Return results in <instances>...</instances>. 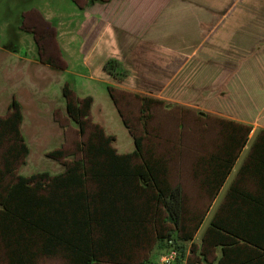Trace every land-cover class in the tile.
Listing matches in <instances>:
<instances>
[{"label": "trees", "instance_id": "trees-1", "mask_svg": "<svg viewBox=\"0 0 264 264\" xmlns=\"http://www.w3.org/2000/svg\"><path fill=\"white\" fill-rule=\"evenodd\" d=\"M105 69L119 79L129 73L115 58L106 61ZM115 90L108 86L116 104ZM74 93L67 83V114L80 136L93 129L87 140L77 143L82 157L57 174L17 173L30 152L21 129L20 102L13 99L9 115H0V264H37L43 256H60L70 264H138L142 251L154 244L169 249L170 241L178 251L176 261L186 257L187 264H264V129L198 245L195 237L205 215L187 216V197L183 185L171 181L168 159L146 149L144 137L134 132L135 149L120 153L116 136L91 122L94 97L77 98ZM160 103L164 101L142 97L144 128L153 117L152 105ZM251 130L248 124L222 118V141L195 169L212 199ZM48 155L58 159L65 151L59 148ZM252 177L254 190L247 186ZM191 252L198 259L189 261Z\"/></svg>", "mask_w": 264, "mask_h": 264}, {"label": "crops", "instance_id": "crops-1", "mask_svg": "<svg viewBox=\"0 0 264 264\" xmlns=\"http://www.w3.org/2000/svg\"><path fill=\"white\" fill-rule=\"evenodd\" d=\"M0 2L4 5L2 14L9 16L3 21L5 27H0V42H6L8 37H19L21 40L32 35L35 37L36 30L45 29L44 23H47L52 29V39L57 44V51H51L49 55L63 63L59 81L74 77L79 80V84L90 86L83 96H93L95 105L97 91H100L97 87L99 83H110L111 78H114L105 69V63L115 58L131 72L124 81L112 82L111 86L117 89L139 91L137 86L140 78L145 77L160 87L157 91L149 90L144 97L173 99L191 110L199 109L202 103L203 113L220 115L250 125L252 130L249 139L215 199L203 188V176L197 174L195 169L201 157L212 153L217 145L215 149H209V142L201 144L193 141L192 147L186 145L188 151L178 156V174L181 179L176 183L183 185L187 198L194 197L197 200L195 204L201 203L207 208L203 213L204 221L213 209L220 207L229 186L238 177L240 159L244 158L242 164L248 159L257 133L264 129V115L259 117L257 111L259 90L255 89L251 96L248 92L253 90L249 86L258 80L248 83V80L241 78V71L252 68L251 61L253 65H259V54H264V50L259 51V42L264 43V12L262 14L259 9L248 8L246 0ZM240 5H244V8L238 9ZM241 9V14H234ZM45 37L48 38V34ZM3 46L0 44V52H7ZM224 46L230 49L232 55L238 56L232 58L228 55V58H223L226 68L234 71L223 81L222 89L218 90L215 88L216 83L209 84V80L200 79L197 75L202 66L214 68L218 63L214 54L217 55ZM21 49L20 52L8 51L14 55L8 59L19 57L28 60L29 47ZM38 53L43 55L44 48H39ZM145 70L148 72L144 73ZM151 70L157 73H151ZM170 85L175 86V97L168 91ZM222 100L228 105L227 108L217 106ZM254 180L252 177L251 181ZM255 188L254 185L249 189Z\"/></svg>", "mask_w": 264, "mask_h": 264}, {"label": "rangeland", "instance_id": "rangeland-1", "mask_svg": "<svg viewBox=\"0 0 264 264\" xmlns=\"http://www.w3.org/2000/svg\"><path fill=\"white\" fill-rule=\"evenodd\" d=\"M248 8L259 9V13L264 12V0H246ZM246 3V4H247ZM1 4V2H0ZM0 27H5L3 21L8 19L3 13L4 5H0ZM244 5L237 7L238 9ZM235 11L234 14H241L243 10ZM2 17V18H1ZM5 19V20H4ZM2 24V25H1ZM45 29L36 30V36L21 38H6V42H0L8 51H22V47H29L27 59H8L9 56H14L5 51L0 52V115L8 116L10 113L9 105L16 99L22 106L24 120L21 125L22 133L25 142L29 146L30 152L18 166L17 173L23 175H31L37 172L48 171L51 174H57L65 170V164L73 159L82 157V153L77 150V143L81 140H87L89 133L92 131L90 127L85 136H80L75 122L69 117L66 111L67 100L63 95V88L68 83L74 89V96L83 98L87 94L88 85L79 84V80L66 78L63 82L59 81L63 63H59L57 59H52L49 52L57 51L56 41L52 39V29L47 23H44ZM47 32V33H46ZM10 34V30L8 31ZM48 34V38L45 37ZM261 38H259L260 40ZM39 48H44L43 55L38 53ZM48 50H47V49ZM35 50V53L33 52ZM264 50V43L259 42V51ZM48 51V54L46 53ZM222 54V55H221ZM228 55L237 58V54L232 55L230 49L223 47V50L214 54L215 61L218 62L212 67H201L198 70V78L209 80V84L216 83V89H222L223 81L232 73V69L226 68L227 65L222 61L223 58H228ZM259 65H253L241 72L242 80H258L248 90L249 95L254 93V90H259V117L264 115V54H259ZM30 59V60H29ZM154 66V65H152ZM143 73V70H140ZM148 71L145 70L144 73ZM130 71L124 79L130 75ZM151 73H157L156 70H151ZM116 79V80H115ZM111 78V82L99 83L100 91L96 94V105L93 104L91 110V122L101 124L108 134L116 136L114 146L120 153L132 152L135 149L134 137L131 132L144 137L145 148H152L156 154L164 156L169 161L170 179L175 184L181 176L178 174L177 159L179 155L185 154L186 145L191 148L192 142L199 143L209 142V149H215L222 139L220 115L212 113H203L202 103L199 109H187L176 100H163L164 103L153 104V117L148 120L144 128L141 119L142 112V97L147 96L148 91H157L160 85L145 78H140V83L137 86L139 91H130L117 89L114 91L116 104L110 98L108 86L112 82L124 81V79ZM110 81V79L108 80ZM145 83V84H144ZM127 86H129L127 84ZM96 87V88H97ZM114 87V86H113ZM214 86H212L213 88ZM258 87V88H257ZM87 88V89H86ZM169 92H172V97H175V86H168ZM244 88V85H243ZM214 89V88H213ZM168 92V93H169ZM149 96V95H148ZM218 107L227 108L225 101H220ZM188 107V106H186ZM192 108V107H191ZM185 112V113H181ZM195 128L198 130H193ZM197 131V133H196ZM63 149L65 155L61 158H53L48 154L56 149ZM191 152V149L189 150ZM1 155V153H0ZM244 158L240 159L239 167ZM247 186L252 188L254 185L251 181L247 182ZM195 201V202H194ZM197 200L194 197L187 198V216L191 213L203 214L207 208L200 204H195ZM213 209L211 215L207 216L202 224L201 230L196 235L197 244H200L202 235L209 225L215 211ZM166 247V246H165ZM165 247L160 248L158 244H154L151 250L142 251L138 259V264H162L161 256L168 250ZM198 249V248H196ZM198 251V250H197ZM189 261L196 260V253H190ZM214 257L211 256L210 260ZM188 258V257H187ZM186 257H182L179 261L173 264H186ZM37 264H70L66 259L60 256L55 257H40ZM109 264V263H98Z\"/></svg>", "mask_w": 264, "mask_h": 264}, {"label": "built area", "instance_id": "built-area-1", "mask_svg": "<svg viewBox=\"0 0 264 264\" xmlns=\"http://www.w3.org/2000/svg\"><path fill=\"white\" fill-rule=\"evenodd\" d=\"M172 245L162 256H161V263L162 264H173L178 257V251L174 247L173 242L170 241Z\"/></svg>", "mask_w": 264, "mask_h": 264}]
</instances>
